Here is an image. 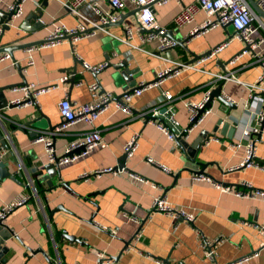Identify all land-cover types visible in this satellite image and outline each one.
Instances as JSON below:
<instances>
[{
    "label": "crops",
    "instance_id": "0c3cea01",
    "mask_svg": "<svg viewBox=\"0 0 264 264\" xmlns=\"http://www.w3.org/2000/svg\"><path fill=\"white\" fill-rule=\"evenodd\" d=\"M73 1L27 0L23 15L13 19L10 28L2 34L1 49L16 47L11 53L12 60L0 62V88L5 89L9 103L13 105L14 100L24 96V91L13 90L14 85L23 86L27 81L37 88H51L35 96V105L7 107L2 111L5 117L0 130L6 135L11 151H4L1 162L10 176L0 182V212L3 206L27 198L4 222L12 233L6 241L9 248L4 255L6 264H264V197L239 196L194 179L195 175L203 174L235 191L264 192V171L241 166L248 148L244 132L250 127L257 130L253 135L255 154L264 164V126L257 119V113L264 111V90L251 92L248 86L258 82L262 68L249 55L236 64L230 63L243 50L242 41H233L199 69L181 70L134 97L128 103L130 110L118 107L113 100L95 121L106 146L61 166L59 173L46 172L45 146L35 142L33 134L50 131L45 117L53 127L60 125L59 103L66 96L81 104L91 101L89 87L97 79L93 72L83 71V61L92 65L112 64L97 78L100 86L112 92L116 99L134 85L154 82L160 71L175 67L176 62H192L195 55L207 53L233 35L227 28L215 27L187 42L185 47L162 52L158 41H153L143 48H133L118 39L123 37L125 25L137 23L136 7L132 3L120 13L122 24L105 29L107 33L95 28L102 14L113 12L107 1L98 2L101 15L89 3L78 7L76 13L67 7ZM12 2L0 0V9L7 11ZM191 2L195 0H169L152 5L168 36L177 41H183L194 26L207 19L200 11L192 24L176 26L175 17ZM39 10L42 16L36 19L34 15ZM260 19L263 27L256 37H264V19ZM80 23L95 31V35L80 40L66 39L58 46L32 51L21 47L43 41L60 25L75 28ZM260 49L264 51V44ZM31 58L34 63L29 66ZM13 61L19 66L13 65ZM120 63H126L127 67L119 68ZM19 67L23 68L21 73ZM125 68L135 72L129 82L122 77ZM229 71L235 72L238 80H224L222 93L236 109L228 114L230 107L213 100L209 114L190 132L187 141L194 145L203 131L215 136L208 135L195 155L185 153L157 124L139 116L153 109L169 108V117L185 129L190 124L189 103H201L223 81H215L212 73ZM73 77L77 80L75 84L71 82ZM79 81L83 83L78 85ZM165 92L173 95L172 102H166ZM38 118L41 120L36 125L40 127L30 124ZM220 118L236 128L232 139L220 130L213 133ZM89 129L85 123L76 122L63 134L56 135L53 139L57 154L61 155L71 141L83 137ZM134 136H138L137 148L124 165L144 181L112 174L81 178L84 173L119 166L125 146ZM148 157L169 172L150 164ZM16 160H20L21 169ZM40 170L44 175H38ZM159 195L173 206L193 213L194 223L176 222L171 216L154 211L153 200ZM64 233L80 241L69 240ZM204 239L217 241L214 260L205 253Z\"/></svg>",
    "mask_w": 264,
    "mask_h": 264
},
{
    "label": "built area",
    "instance_id": "2783aa9c",
    "mask_svg": "<svg viewBox=\"0 0 264 264\" xmlns=\"http://www.w3.org/2000/svg\"><path fill=\"white\" fill-rule=\"evenodd\" d=\"M110 4L112 8V13L100 14L98 2L99 0H74L71 4L67 5L68 8H73L76 10L84 3H89L101 15V19L98 22L99 25H95V28H100L107 24H115L120 19V13L127 8L129 3H132L136 7L137 23L136 25H125L123 28V37H118L119 40L127 43L133 48H143L144 46L152 43L153 41H158L159 50L166 51L172 50L177 47V41L168 36L167 28L163 27L157 20L153 7V4L162 5L167 3L169 0H105ZM258 7L264 12V0H254ZM27 0H13L12 4L8 7L7 11L14 12L13 19L20 18L24 13V6ZM203 11L207 19L204 23L194 26L190 30L189 34L185 36V40L188 42L192 41L194 38L204 34L209 29L215 27L227 28L231 25L234 28L235 33L229 37L224 43L214 47L208 53L196 60L193 63L176 62L175 67H170L160 71L157 80L151 83H140L137 88L133 89L131 92L124 94L123 98L116 102L113 97L112 92H101L100 84L98 82L90 85V91L92 93V99L87 103H77L72 102L68 96H66L59 103V112L61 115V123L53 131L44 132L35 142L43 143L47 152L48 163L57 164L59 167L64 166L69 163H73L76 160L89 155L94 149L105 147L106 142L103 139L101 132L95 128V121L97 118L105 112L109 105L116 102L117 106L123 108L124 110H130L128 103L136 96H140L143 92L151 89L155 86L160 85L168 77L177 75L184 69H199L202 64H204L209 59L215 57L217 54L221 53L229 44L233 41L238 40L244 43L243 50L237 54L231 61V64H236L243 56H252L255 58L256 63H258L262 68V74L259 77L258 82L249 83V89L251 92L264 90V51L260 48L264 44V37H256L257 31L263 27V23L260 17L253 11L246 0H195L188 5H185L178 15L174 19V23L178 27H185L192 24L195 20L196 15ZM94 28V29H95ZM107 29V28H105ZM105 29H102L106 31ZM145 31V33H143ZM108 33V31H106ZM3 34V27L0 26V48H1V38ZM95 35V31L88 30L82 23L78 24L75 28H68L64 25H60L55 28V30L44 38V42L37 46L27 49V51H32L35 49L43 47H55L64 42L68 37L73 40H80L85 37H91ZM116 36V35H115ZM135 39H138V43H135ZM12 60V55L9 53H4L0 56V62ZM82 62V61H81ZM32 58L28 60V65H33ZM15 66H19L18 62L13 61ZM83 71L98 72L106 69L108 67V62H102L96 65H92L87 62H82ZM215 77V81L235 79L238 80L235 72L229 71L221 74L212 73ZM217 79V80H216ZM83 82L79 81L78 85ZM51 88H37L33 85L24 84L23 86H16L13 88L14 91L22 90L24 91V96L20 99H16L12 102L13 105L17 107H23L31 102H27L31 98V94L38 96L40 93L50 90ZM165 99L167 103L174 100L173 95L170 92H165ZM209 92L207 93L205 99L201 103H189L188 108L190 111V123L196 119V123L193 124L184 139L187 140L190 132L197 126H199L209 114L210 109L199 114V111L204 108L208 101ZM161 109H153L150 113H141L139 116H144L148 119V122H154L157 124L160 130L165 132L170 139H175V134L167 127L165 123H156V120L150 117H155L160 113ZM167 112H170L167 108ZM166 123L170 122L173 127H177V123L172 120V117L166 118ZM257 119L262 126H264V111L260 110L257 113ZM76 122L85 123L90 129L83 135V137L71 141L64 149L61 155H58L54 145V137L59 134H63L72 124ZM257 133V130L249 128L244 132L245 137L248 140L247 155L242 167H257L264 171V164H262L256 157L255 154V140L253 135ZM213 139H217L213 137ZM210 140V139H209ZM138 136H134L125 146V153L128 157L132 156L137 148ZM147 161L150 164L158 165L166 172L169 170L162 165H159L153 158L148 157ZM18 167L21 169L22 164L20 160L17 161ZM239 168V167H237ZM234 169V168H233ZM232 170V169H231ZM104 174L112 175H129L133 179L138 181H144L143 178L137 176L135 173L129 172L125 167H105L95 170L93 173H84L81 175L82 179H89L91 176L101 177ZM194 179L201 182H210L215 185L218 189L223 191L235 192L239 196L253 197V196H263L264 192L256 189L250 191L233 190L230 187H222L218 183H214L210 178L203 174L195 175ZM245 187L251 188V185L244 183ZM254 190V191H253ZM27 201L24 197L18 201L11 202L2 207L0 212V219H6V217L17 207L23 206ZM152 208L156 212L164 213L171 216L176 222L184 221L188 224H192L195 221V215L193 213H188L183 209H179L173 206L164 196L159 195L153 200ZM217 241H209L208 239L203 240V247L207 257L214 260L216 257L215 245Z\"/></svg>",
    "mask_w": 264,
    "mask_h": 264
},
{
    "label": "water",
    "instance_id": "95a60500",
    "mask_svg": "<svg viewBox=\"0 0 264 264\" xmlns=\"http://www.w3.org/2000/svg\"><path fill=\"white\" fill-rule=\"evenodd\" d=\"M248 2V4L250 5V7L253 9V11L261 18L264 19V12L258 7L257 3L254 1V0H246ZM13 14L14 12H9V11H3L0 9V25L3 27V31L5 30H8L10 28V22L13 20ZM42 16V12L39 10L35 15L34 17L36 19L40 18ZM123 19V18H122ZM123 20H120L119 22L115 23V24H107L105 26H102L101 28L102 29H105V28H109L113 25H120L122 24ZM26 23V22H25ZM24 29L26 28L25 27V24L22 26ZM230 27H232L231 25H229L227 27L228 31L231 32L230 30ZM145 32V31H144ZM236 31H233V33H235ZM173 38V37H172ZM67 39H71V37H68ZM177 41V40H176ZM44 42L43 41H40V42H35V43H27V44H22L21 47L24 48L25 50L31 48V47H34V46H37L39 44H42ZM188 42V40L184 39L183 41H177V46H182V47H185L186 43ZM191 42V41H190ZM16 50V47H8L6 49H1L0 48V53L3 52V53H13V51ZM209 51L201 56H196L194 57V59L192 60V62L190 63H193L195 62L196 60L200 59L201 57L205 56V55H208ZM127 63V62H126ZM126 63H120L119 65V68H122V67H127V64ZM109 64V63H108ZM112 64L110 63L108 65L107 68L111 67ZM115 66V65H114ZM106 68V69H107ZM106 69L102 70V71H98V72H94L93 74L95 75L96 79H97V82L100 84L99 82V79L97 78L99 74H101V72L105 71ZM23 70V68L19 67L18 68V71L21 73ZM74 72H77V67H74ZM76 74V73H75ZM135 74V72L131 71L130 69L128 68H125L124 69V72L122 73V77L123 79L126 81V82H129L131 81V79H133V75ZM71 82L73 84H75L77 82L76 80V77H73L71 79ZM114 82H116V80L114 79ZM224 81H222L213 91H210L209 92V97H208V101L207 103L205 104L204 108H202L200 111H199V114L198 115H201L203 114L206 109H211V107L213 106V100L214 99H218L219 102L223 103L224 105H226L227 107H230L231 109L228 111V114H230L232 112L233 109H236V105L234 103H231V101H229V99H227L224 94L222 93L223 91V86H224ZM24 84H27V81L26 83ZM16 86H19V85H14L12 88L16 87ZM133 86V85H132ZM11 88V89H12ZM137 88V85H134L133 87H131V89L124 94H127L129 92H131L133 89ZM100 89H101V92H106L103 87L100 86ZM5 89L4 88H0V97L2 99V102L0 103V126H4V114H3V110L6 109L7 107L9 108H13L15 107V105H11L9 103V100L8 98L6 97L5 93H4ZM123 95L122 97H118L116 99H114L116 102L120 101L122 98H123ZM27 102H31L32 104L35 105V98L33 96V94H31V98L29 100H27ZM165 117L168 118L169 115H168V112H167V108H162L160 110V113L158 115H156L155 117H150L151 119H154L156 121H159L161 123H165L167 124V127L175 134V141L180 145V147H182L184 150H185V153H189V155H195V153L197 152L196 150H199L201 149V146L203 144H205L206 140L207 139V136L209 135L208 132L206 131H203L202 134H201V137L198 139V141H196L194 143V145H189L188 141L184 139V136L187 134L189 128L196 123V119H194V121L192 123H190L188 125V127H186L185 129H182L181 127H173V125L168 122L166 123V120H165ZM48 121V128L50 131H53L54 128L56 127H53L48 118L45 117ZM41 120V118H38V119H35L33 121L30 122V124L32 125H36L37 123H39ZM3 124V125H2ZM38 127H40V125H36ZM5 128V127H4ZM220 130V132L222 133V135H225L227 136L228 138L232 139L233 136L235 135V132H236V128L231 125L228 121H224L223 118H220L218 119L217 121V124L213 130V133H217L218 131ZM46 131V130H45ZM6 133L8 134V132L6 131ZM43 131H41L40 133H34L33 134V139H37L39 138L41 135H43ZM214 134H211L209 136H212ZM6 135L0 130V182L5 178V177H8L10 176L9 174V171L7 168L3 167L1 165V162L4 160V151H11L10 149V146L6 140ZM215 136V135H214ZM216 138V137H215ZM54 141V140H53ZM55 145V143H54ZM195 149V151H193V149ZM187 151V152H186ZM188 155V154H187ZM127 154L124 153V156H123V159H122V162L120 163V165L118 166L119 168H123L125 167L124 165V162L126 161L127 159ZM195 161V160H194ZM17 162V160H16ZM45 170L48 174H51V173H59L60 172V167L55 163H48L45 167ZM39 176L40 175H44V171L43 170H40V173L38 174ZM4 222H5V219H0V264H6L7 263V259L4 258V255L5 253H7V251L9 250V248L6 247V241L12 236V233L11 231L8 230L7 227H5L4 225ZM92 222V221H90ZM137 235V234H136ZM135 235V236H136ZM64 237L69 239V240H73V241H80L79 239H76L75 237L73 236H70L66 233H64ZM135 238V237H134ZM131 245V242L126 244L125 245V248H128L129 246Z\"/></svg>",
    "mask_w": 264,
    "mask_h": 264
},
{
    "label": "rangeland",
    "instance_id": "374dc122",
    "mask_svg": "<svg viewBox=\"0 0 264 264\" xmlns=\"http://www.w3.org/2000/svg\"><path fill=\"white\" fill-rule=\"evenodd\" d=\"M230 30H231V32H233L234 31V28L233 27H230Z\"/></svg>",
    "mask_w": 264,
    "mask_h": 264
}]
</instances>
